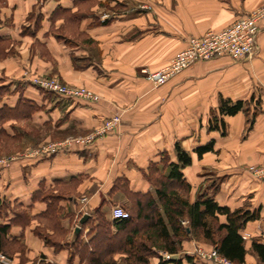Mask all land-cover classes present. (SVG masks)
<instances>
[{"label":"crops","instance_id":"1","mask_svg":"<svg viewBox=\"0 0 264 264\" xmlns=\"http://www.w3.org/2000/svg\"><path fill=\"white\" fill-rule=\"evenodd\" d=\"M87 1L0 0V156L85 135L112 115L121 116L117 129L88 145L0 165V225L9 224L0 247L8 264H91L93 252L100 251L120 262L124 250L116 240L123 233L113 207L131 208L148 192L156 197L147 174L168 172L162 158L177 161L176 142L192 157L182 168L190 202L206 192L231 209L260 210L242 230L241 264H264L253 248V241L264 245V179L249 171L264 164V19L252 57L198 60L158 86L141 71L165 66L186 38L222 30L264 0H113L120 4L113 14L97 5L94 15H78L79 4ZM35 74L87 86L100 98L46 92L31 84ZM221 96L252 98L250 115L258 110L252 126L239 111L224 116L226 134L209 130L210 112ZM211 140L213 148L199 156L196 149ZM48 194L60 196L64 214H47ZM84 214L89 217L81 222ZM196 245L208 244L192 238L178 253L159 254L163 260L183 258ZM159 262L150 258V264Z\"/></svg>","mask_w":264,"mask_h":264},{"label":"trees","instance_id":"2","mask_svg":"<svg viewBox=\"0 0 264 264\" xmlns=\"http://www.w3.org/2000/svg\"><path fill=\"white\" fill-rule=\"evenodd\" d=\"M81 14L83 13H78ZM251 100L252 98L232 100L221 96L218 108L210 112L208 129L226 134L224 116L234 115L239 111L247 114L248 126L251 127L258 111L254 108L250 115ZM213 143L211 140L199 146L196 149L198 155L201 156L205 151L211 150ZM175 151L177 161L168 162L167 154L162 158L164 168L169 169L167 173L156 171V174H147V178L155 187L156 197L149 192L141 194L131 208L126 209L129 217L115 219L118 220L119 230L123 233V236L116 240L119 248L124 250L121 261L114 258V253L100 251L93 252L91 264H150V258L154 256L160 258L159 264H182L183 259L194 263L199 259L193 255L163 260L159 254V251L178 253L182 249L183 241L192 238L215 247L221 255L237 264L244 262L246 250L242 230L249 221L259 218L260 210L251 209L248 205L231 209L227 205L219 204L206 192L190 202L188 198L190 185L184 178L182 168L191 163L192 157L180 142H176ZM44 198L50 199L47 214L55 210L60 214L65 213V207L58 204L59 195L48 194ZM17 216L18 214L14 213L12 220L14 221ZM221 216L224 220H221ZM101 224L103 231L107 229L106 220L103 219ZM8 228L9 224L0 225V240ZM43 238L46 242L51 241L47 235H43ZM253 248L264 260V245L253 241Z\"/></svg>","mask_w":264,"mask_h":264},{"label":"built area","instance_id":"3","mask_svg":"<svg viewBox=\"0 0 264 264\" xmlns=\"http://www.w3.org/2000/svg\"><path fill=\"white\" fill-rule=\"evenodd\" d=\"M264 19V3L247 14L237 18L232 24L219 31L210 30L202 36L186 38V45L179 50L165 66L157 70L143 68L141 71L145 78L158 86L165 83L173 75L188 68L198 60H208L215 56L227 55L233 60L249 58L258 52L257 38L260 33V22ZM32 85L49 93L68 99H84L96 101L100 98L89 87L74 86L59 81L55 77H46L35 74L30 77ZM121 123V116L114 114L104 123L82 136H70L62 140L50 141L40 146L30 148L19 155L0 158V165H6L18 157L41 158L58 152L70 150L76 145H88L108 132L115 130ZM254 177L264 179V164L249 167ZM82 203L87 202V197L81 198ZM112 215L115 219L129 217V212L121 206H114ZM168 256V254H164ZM192 255L197 259L209 260L214 264H237L223 255L215 247L207 250L202 245H196ZM10 259L0 251V264H8Z\"/></svg>","mask_w":264,"mask_h":264},{"label":"rangeland","instance_id":"4","mask_svg":"<svg viewBox=\"0 0 264 264\" xmlns=\"http://www.w3.org/2000/svg\"><path fill=\"white\" fill-rule=\"evenodd\" d=\"M99 6V5H104L106 6V10H105V13L107 15H110V14H113L115 13L116 10H118L120 8V4H114L113 3V0H88L87 2H84V3H80L79 4V12L78 13H83V14H91V15H94L95 14V11H93L92 8L96 7V6ZM44 75V74H43ZM46 76V75H45ZM46 77H55L57 78L59 81H61L57 76H46ZM63 82V81H61ZM65 83V82H64ZM68 84V83H67ZM70 85V84H69ZM84 86V85H83ZM87 87V86H86ZM91 89V88H90ZM96 93V92H95ZM120 125V124H119ZM119 127V126H118ZM117 127V128H118ZM32 128V127H31ZM116 128V129H117ZM82 136V135H81ZM70 137V136H68ZM66 138V137H65ZM59 140H62V139H59ZM50 141H57V140H50ZM50 141H45V142H42L40 144H38L37 146H40L41 144L43 143H48ZM37 146H34V147H37ZM34 147H29V148H26L25 150L23 151H16V150H11L10 153L8 155H4V156H0V158L2 157H11V156H16V155H19L20 153L30 149V148H34ZM0 149L3 150V147H1V144H0ZM204 246V248H206L207 250H210L211 248H213V246L211 245H202ZM5 255L9 258V256L5 253Z\"/></svg>","mask_w":264,"mask_h":264},{"label":"water","instance_id":"5","mask_svg":"<svg viewBox=\"0 0 264 264\" xmlns=\"http://www.w3.org/2000/svg\"><path fill=\"white\" fill-rule=\"evenodd\" d=\"M89 217L88 214H84L83 217L81 218V222H84L85 219H87Z\"/></svg>","mask_w":264,"mask_h":264}]
</instances>
